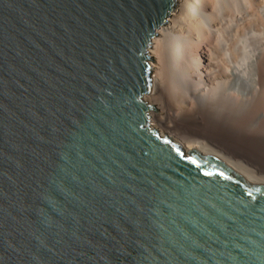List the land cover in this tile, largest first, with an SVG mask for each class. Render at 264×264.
<instances>
[{"label":"water","instance_id":"1","mask_svg":"<svg viewBox=\"0 0 264 264\" xmlns=\"http://www.w3.org/2000/svg\"><path fill=\"white\" fill-rule=\"evenodd\" d=\"M177 2L0 0V264H264V184L151 63Z\"/></svg>","mask_w":264,"mask_h":264},{"label":"bare ground","instance_id":"2","mask_svg":"<svg viewBox=\"0 0 264 264\" xmlns=\"http://www.w3.org/2000/svg\"><path fill=\"white\" fill-rule=\"evenodd\" d=\"M156 33L152 66L197 140L264 184V0H178Z\"/></svg>","mask_w":264,"mask_h":264},{"label":"rangeland","instance_id":"3","mask_svg":"<svg viewBox=\"0 0 264 264\" xmlns=\"http://www.w3.org/2000/svg\"><path fill=\"white\" fill-rule=\"evenodd\" d=\"M156 35H157V33H156ZM198 52V51H197ZM154 56L153 55H151V63H153V61H154ZM203 133H201V135H197L198 136V138L200 137V136H204V134L202 135ZM200 139H201V137H200ZM202 139H204L203 137H202Z\"/></svg>","mask_w":264,"mask_h":264}]
</instances>
